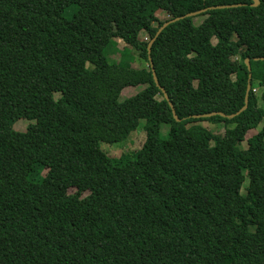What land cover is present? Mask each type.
<instances>
[{
	"label": "trees",
	"instance_id": "trees-1",
	"mask_svg": "<svg viewBox=\"0 0 264 264\" xmlns=\"http://www.w3.org/2000/svg\"><path fill=\"white\" fill-rule=\"evenodd\" d=\"M253 3L0 0V264H264V127L246 140L264 121V0ZM204 9L200 24L164 29L151 64L158 29ZM108 25L126 44L119 62L105 56ZM133 50L148 65L125 64ZM247 59V109L195 119L244 107ZM142 119L141 149L101 155Z\"/></svg>",
	"mask_w": 264,
	"mask_h": 264
},
{
	"label": "rangeland",
	"instance_id": "rangeland-1",
	"mask_svg": "<svg viewBox=\"0 0 264 264\" xmlns=\"http://www.w3.org/2000/svg\"><path fill=\"white\" fill-rule=\"evenodd\" d=\"M70 13L71 11H68L65 15L67 17H70ZM168 17V15L166 13H162L161 14V19H166ZM204 18L203 17H196L195 18V24H200L202 22ZM107 31L110 34L113 43L115 44V46H112L110 48H108L107 52L105 53L106 58L109 60V62L114 63V62H119L121 59V53L122 50L126 47V44L120 40L117 37V33L115 28L112 25H108L107 26ZM140 39L143 41L148 40V36L143 32L141 33ZM130 55L134 56V60L133 63L130 62H125V64L130 65L131 67H135V68H142L146 65H148L145 60L140 59L138 53L133 50L131 51ZM128 54H127V58H128ZM145 86L140 85V86H136V87H127L122 91L121 94V100L131 97L133 95H136L138 92H140L142 89H144ZM264 92V88H258L256 91V94L258 96V98L260 99L262 93ZM260 104L262 105L261 101ZM13 117V126L14 128H16L17 130H26L28 128V126L30 124H32V121L29 120V118L27 116H25V114H23L21 111L16 110L14 111L12 114ZM145 120L142 119L140 121L139 127L132 132L129 136V138H127V142H116V143H102L101 144V155H107L109 157H120L122 154H126V153H131V152H135L139 149L142 148L145 138H146V132L144 130V126H145ZM196 124H200L203 125L204 127L210 128L211 125L208 122H196ZM264 127V121L262 123H260V125L258 126L257 129L255 130H250L247 132L246 135V140L251 138L252 136L256 135L260 129H262ZM212 129V128H210ZM169 130V127L166 125H163L162 128V134H166ZM263 143H264V139H263ZM240 148L246 149L247 148V142L243 141L240 143L239 145ZM46 173V170H43L41 173V177L44 176ZM248 178L246 176L245 179V183L244 185L248 184ZM69 193H75V189H70ZM243 194H245V191L243 190Z\"/></svg>",
	"mask_w": 264,
	"mask_h": 264
},
{
	"label": "water",
	"instance_id": "water-1",
	"mask_svg": "<svg viewBox=\"0 0 264 264\" xmlns=\"http://www.w3.org/2000/svg\"><path fill=\"white\" fill-rule=\"evenodd\" d=\"M253 2H254V3H253L252 6L256 7V6L259 5V0H253ZM229 7H234V6H222V7H217V8L222 9V8H229ZM209 9H214V8H209ZM207 10H208V9H204V10L197 11V12H194V13H189V14H187V15H185V16L177 17V18H173V19L167 21L166 23H164V24L158 29V31L156 32L154 38L149 42V44H148V46H147V51H148V56H149L150 63L152 64L151 57H150V56H151V52H152V47H153L155 41H156V40L158 39V37L160 36V34L164 31V29H165L168 25H170V24H172V23H174V22H177V21H179V20H181V19H185V18H189V17H196V16H198V15H200V14L205 13ZM256 60H259V59H256ZM260 60H264V59H260ZM246 65H247V67H248V70H249L250 74H249V81H248V86H247V91H246V97H245V105H244V107H243L240 111H238L237 113L232 114V115H226V114H224V113H222V112H213V113H210V114L196 115V116H194L195 119L211 118V117H214V116H221V117H223V118H227V119H234L235 117H237L238 115H240L242 112H244V111L247 109V107H248V103H249V94H250V90H251V78H252V75H251V65H250V60H249V59L246 60ZM153 77H154V80H155V84H156L159 88H161L162 92H163L164 95H165L166 100L169 101V97H168V95L166 94L165 90L160 86L159 81H158V79H157V76H156V73H155L154 70H153ZM170 107H171V109H172V111H173L174 118L176 119V121L179 122L180 119H179L178 116L176 115L175 108H174V106H173L172 103H170Z\"/></svg>",
	"mask_w": 264,
	"mask_h": 264
}]
</instances>
